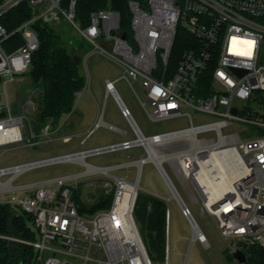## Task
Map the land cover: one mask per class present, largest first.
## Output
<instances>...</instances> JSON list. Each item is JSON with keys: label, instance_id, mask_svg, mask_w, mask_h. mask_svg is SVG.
<instances>
[{"label": "built area", "instance_id": "1", "mask_svg": "<svg viewBox=\"0 0 264 264\" xmlns=\"http://www.w3.org/2000/svg\"><path fill=\"white\" fill-rule=\"evenodd\" d=\"M64 1L2 0L0 3V19L23 2L29 3L32 13L29 20L12 32L0 23V148L39 147L53 141L61 126L58 123L54 128V120H51L37 132L30 119L32 111L37 109L36 104L29 97L14 114L5 91L7 83H22L27 79L32 57L40 47L33 29L38 21L51 26L62 20L69 22L77 35L122 69L120 78L105 81V90L107 96L113 97L134 138L0 168V202L11 204L32 217L37 238L22 242L33 247L35 263L169 264V210L165 216L163 256L153 259L134 216L140 173L132 181L114 174L132 165L140 169L148 161L156 165L188 221L193 242L210 248L167 172L166 164L175 176L191 181L204 211L215 219L221 235L235 244V250L264 247V0H130L129 34L123 30L118 11H94L89 24L82 26L76 21L77 0H71L68 6ZM179 30L187 32L193 42L173 67L171 57ZM14 34L21 36L22 44L9 51L6 44ZM119 79L129 84L152 121L182 119L185 127L145 135L116 89ZM135 85L143 90V99ZM194 112L212 115L214 120L195 125ZM99 125L127 135L104 119L97 122L95 128ZM245 126L256 130L246 131ZM231 127L242 129L239 133L224 132ZM93 130L81 140V145L87 142ZM207 133H214L215 137H200ZM181 143L186 146L161 152L162 148ZM136 147H142L147 156L135 162L104 167L86 162L95 155ZM225 150L238 158L240 172L230 190L211 202L196 179L197 168L199 162ZM62 162L84 164L86 170L13 185L26 171ZM81 177L92 182L99 180L107 187V192L113 195L108 209L93 215L78 212L73 190ZM57 183L60 184L56 186ZM19 191L23 193L16 200L2 198L6 193Z\"/></svg>", "mask_w": 264, "mask_h": 264}, {"label": "rangeland", "instance_id": "2", "mask_svg": "<svg viewBox=\"0 0 264 264\" xmlns=\"http://www.w3.org/2000/svg\"><path fill=\"white\" fill-rule=\"evenodd\" d=\"M53 27L62 33L65 40L72 41L76 47L80 48V71L85 77L86 85L80 91V97L78 99L76 98L75 106L86 109L93 114L95 113L96 119L90 129L84 131L81 125L78 129L84 131L83 137L88 134L91 128L94 130L85 146L81 145L80 139L76 137L69 140L58 139L62 137V134L59 133L57 135L58 138L55 136L53 141L43 143L39 147H9L8 150H6L7 148H0V168L74 153L85 148L90 149L105 146L122 140L119 134L109 131L101 125L95 128L96 123L100 122L102 119L108 123L114 124L121 131L127 132L129 138L134 137L127 121L120 115L113 97L110 95L107 96L105 90L106 77L112 80L118 79L122 76V69L97 52L93 44L77 35L75 29L69 22L62 20L60 24H54ZM26 77L27 79L25 82H9L5 86L10 107L14 114L20 111V105L25 104L29 97L31 101H33V104H36L38 109V92L31 85L28 75H26ZM115 86L122 101L130 109L135 122L145 135L163 133L172 129L185 127L182 119L152 121L137 99L135 92L124 79H119L115 83ZM135 90L140 98L143 99V90L138 85H135ZM37 109L36 111L34 109L30 115L31 124L33 126L35 125ZM149 109H152V107L149 106ZM64 120L66 119L63 118L61 122ZM213 120L214 117L212 115L193 113V122L195 125L211 122ZM245 127V130L249 132L256 130L255 127ZM241 129L242 127H231V129H226L224 132L239 133ZM200 137L213 138L215 136L214 133H207ZM185 146V143H181L177 146H167L162 148L161 152L166 153L176 148H184ZM146 156L147 153L142 147H136L130 150H119L95 155L87 158L86 162L97 167H104L119 163L135 162ZM165 168L171 176L179 194L191 209L195 220L210 243V248H204L198 241L193 242L192 229L188 221L182 216L176 200L172 198L171 192L153 162H145L140 169L136 165H132L129 168L131 170L130 173H128V168H123L114 171V174L126 176L128 180L132 181L136 180V177L140 173V194L145 197L149 196L161 199L165 203L170 214L169 244L171 250L169 252V264H236L237 260L233 257V253L236 249L235 244L221 235L215 219L204 211L202 200L191 181H184L183 177H181V181L171 172L168 164L165 165ZM85 170L86 166L84 164L62 162L26 171L13 182V185L18 186L79 174L83 173ZM86 179L88 178L81 177L76 180L78 181L77 188L81 186L83 190L82 197L85 202L91 203L97 196L99 189L104 190L105 194L109 193L107 192V187L100 183L99 180H97V182H92ZM4 180L5 177L2 178V181ZM59 184L60 183H57L56 186ZM22 193V191L6 193L2 198L16 200L20 198ZM155 256L156 255H153V257ZM161 264L163 263L161 262Z\"/></svg>", "mask_w": 264, "mask_h": 264}, {"label": "trees", "instance_id": "3", "mask_svg": "<svg viewBox=\"0 0 264 264\" xmlns=\"http://www.w3.org/2000/svg\"><path fill=\"white\" fill-rule=\"evenodd\" d=\"M130 0H77L76 21L82 26L90 22L94 11L111 9L121 15L123 30L129 34L131 13ZM142 2L143 0H136ZM2 0H0V3ZM71 0H65L68 6ZM32 16L28 2H23L1 17L0 23L12 32ZM40 47L32 57L28 77L31 85L38 92V109L34 129L38 132L51 120L57 125L61 118L72 113L76 95L85 87L86 80L80 71V48L72 41L65 40L62 33L53 26L38 21L33 25ZM193 38L179 30L171 61L173 67L181 54L189 49ZM22 44L19 34L11 37L7 50H13ZM82 188L73 190V199L81 215H93L111 206L113 195L99 189L91 203L85 202ZM135 220L149 255L159 259L165 248V203L158 198L145 197L139 193L135 211ZM32 217L11 204L0 202V264H36L32 246L22 241L36 240ZM246 261L243 264H264V247L252 246L243 250ZM232 257V256H230ZM240 264V263H236Z\"/></svg>", "mask_w": 264, "mask_h": 264}, {"label": "bare ground", "instance_id": "4", "mask_svg": "<svg viewBox=\"0 0 264 264\" xmlns=\"http://www.w3.org/2000/svg\"><path fill=\"white\" fill-rule=\"evenodd\" d=\"M198 167L196 179L205 189L211 202L230 190L233 179L240 172L238 158L227 150L213 153L209 159L199 162Z\"/></svg>", "mask_w": 264, "mask_h": 264}, {"label": "crops", "instance_id": "5", "mask_svg": "<svg viewBox=\"0 0 264 264\" xmlns=\"http://www.w3.org/2000/svg\"><path fill=\"white\" fill-rule=\"evenodd\" d=\"M108 79L112 80V79L106 77L105 81L108 80ZM78 94H79V97H80L81 93H78ZM79 97H77V99ZM95 116H96L95 113L93 114L92 112L87 111L86 109H83V108H80V107L74 105V109H73L72 113H70L68 115H65V116H63L61 118V120L63 118L66 119V120H64L63 122H61V120H60L58 125H61V126L59 127V130L57 131V135L59 133H61L62 137L67 136V137H69V139H72V138L76 137V138L80 139V143H81V140L84 138L83 137L84 131L87 130V129H90V127L94 124V121L96 119ZM58 125H55L54 128H56ZM80 125H81V127L84 128L83 129L84 131H80L78 129L80 127ZM91 130H92V128H91ZM163 133H165V132H163ZM117 134H119V133H117ZM132 134H133V132H132ZM154 134H159V133H153V134H150L148 136H151V135H154ZM57 135H56V137L58 138ZM119 135L122 138V140H120L119 142H121L123 140H128V139H133L134 138V137L133 138H129L128 133H127L126 136H123L121 134H119ZM133 136H134V134H133ZM62 137L58 138V139H62ZM86 143L83 146H85ZM85 149H87V148H85ZM81 150H84V149H81ZM81 150H79V151H81ZM176 177H178L182 181L181 177H179V176H176ZM166 210H167V208H166Z\"/></svg>", "mask_w": 264, "mask_h": 264}, {"label": "water", "instance_id": "6", "mask_svg": "<svg viewBox=\"0 0 264 264\" xmlns=\"http://www.w3.org/2000/svg\"><path fill=\"white\" fill-rule=\"evenodd\" d=\"M234 112H236V110L234 109ZM233 257L237 260L238 263L243 264L246 261V256L244 254V252L240 249H237L234 251L233 253Z\"/></svg>", "mask_w": 264, "mask_h": 264}]
</instances>
